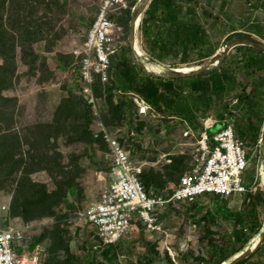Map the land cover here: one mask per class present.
<instances>
[{"label":"rangeland","instance_id":"374dc122","mask_svg":"<svg viewBox=\"0 0 264 264\" xmlns=\"http://www.w3.org/2000/svg\"><path fill=\"white\" fill-rule=\"evenodd\" d=\"M141 1L130 5L128 22L123 14L113 15L123 29V44L111 59L109 86L119 84L122 75L115 69L129 61L128 54L132 55L130 23ZM99 3L100 0H0V228H19L29 246H44L46 264H213L225 248L224 238L235 230L236 224L222 215L226 210L244 214L254 205L256 221H264L262 137L247 129L248 121L264 126V104L263 112L253 122V111L241 108V114H237L233 112L238 111L235 105H227L226 109L220 106L207 112L195 109L193 118L184 123L168 116L170 109L165 104L163 109L149 107L141 115L131 99L130 110L121 116L106 106L102 88L98 93L101 97L95 94L94 110L80 95L71 50L83 39ZM196 13L215 53L189 64L172 60L152 63L169 69L211 66L231 43L254 41L264 46V38L252 32L257 27L264 30V0H198ZM140 41L142 44L141 38ZM233 50L231 47L228 54ZM146 56L151 62L149 54ZM236 57L229 65L238 58H252ZM215 65L212 71L221 66ZM202 79L187 78L183 83L187 87ZM117 91L115 88L116 95ZM84 102L89 106L87 111ZM218 112H225L224 119H233L238 136L248 143L249 165L243 173L248 191L230 198L203 196L171 203L160 213L163 231L139 226L128 231L119 243L102 246L92 236L83 212L99 198L107 180L109 159L103 132L118 136L130 155L145 164L143 168L155 169L168 156H183L186 172L197 141L194 135L203 131L201 123ZM240 124L245 126V134L239 132ZM183 142L186 144H180ZM167 172H163L165 178H169ZM171 172L174 175L169 182H177L180 174ZM250 192L260 195L261 200L256 195L247 207L245 200ZM208 210L212 214L204 220ZM253 220L247 214L249 226H241H245V237H250L247 242L231 239L228 253L232 255L242 244L250 243ZM259 246L246 264H264V241Z\"/></svg>","mask_w":264,"mask_h":264},{"label":"built area","instance_id":"2783aa9c","mask_svg":"<svg viewBox=\"0 0 264 264\" xmlns=\"http://www.w3.org/2000/svg\"><path fill=\"white\" fill-rule=\"evenodd\" d=\"M128 4V0H100L83 39L71 50L80 95L94 110L97 99L93 86L96 81L109 82L111 59L123 44V29L115 23L113 15L128 9ZM132 99L139 114L144 115L149 106L137 96ZM231 122L225 119L223 128L213 134L199 133L190 168L177 183H169L160 192L145 188L140 178L145 164L130 155L118 136L104 131L109 159L107 180L99 198L91 201L83 212L92 236L97 235L102 246L114 245L139 226L163 231L160 213L171 203L246 193L243 173L249 165L248 143L238 136ZM46 255L40 243L29 246L19 228H0V264H46Z\"/></svg>","mask_w":264,"mask_h":264},{"label":"trees","instance_id":"16d2710c","mask_svg":"<svg viewBox=\"0 0 264 264\" xmlns=\"http://www.w3.org/2000/svg\"><path fill=\"white\" fill-rule=\"evenodd\" d=\"M135 0H133L132 3L128 4V9L118 12V14H123L126 17L127 22L129 19H131V6H133ZM129 3V2H128ZM131 5V6H130ZM198 6V0H151V2L148 5L147 10L145 11V15L141 21L140 26V34L142 39V45L144 50L147 54H149V58L151 61H167L172 60L177 63L181 64H189L193 63L199 60H204L210 57L215 53V47L212 45V43L209 41L208 36L205 33V30L203 29V25L198 22L197 20V13H196V7ZM127 28V27H126ZM264 30H260L259 27H257L254 32L258 36L264 38V33L260 32ZM242 49L244 47H238L235 49L237 51L238 49ZM245 53L241 56H248L253 57L257 61L255 64L258 66V68H264V54L258 51L255 48L245 47ZM239 51V50H238ZM237 51V53H238ZM237 53H230L232 54L231 57L225 59V62L215 71H212L211 73H208L206 75H195L192 77H184V78H172L169 80H162L159 77L154 76H148L145 75L143 72V69L135 64L133 59L131 58L129 61L139 70L141 71L145 76L150 77L152 79H155L154 81L149 82L145 86L142 85L138 89H135V94L139 96L140 99H142L149 107H153L155 109H160L161 103L167 104V103H173L175 101V93L172 90V87L174 85V81H179L187 78H201V77H207L210 76L211 80L213 75H216L217 72L224 71L225 68H227V65L231 61L234 60V58H237ZM231 65V64H230ZM260 66V67H259ZM122 66L116 67L115 70H117L118 74H124L121 71ZM231 67V66H230ZM113 74L112 68H111V74ZM226 75V71L224 72ZM227 78V77H225ZM155 81H160L165 83H155ZM108 83L102 84L99 81H96L93 89L94 93L98 95L100 93V90L102 88L105 89V103L106 106L110 108V110H113V112H118L121 116L130 110L131 101L128 99L133 100V95H127V91L124 86H120V84L115 85V87L109 86ZM131 86L133 84L129 83ZM195 84V82L192 83V85ZM161 89L165 91H160ZM115 88L118 90V95H116ZM224 86H222L219 90H222ZM216 89V88H215ZM214 89V91H215ZM224 90V89H223ZM212 92V95L217 94L215 92ZM165 92L171 93V95H174V99L170 98V95H166ZM104 94V93H103ZM248 97V96H247ZM117 98V100H116ZM134 102V101H132ZM85 103V102H84ZM133 104V103H132ZM210 102L207 103V106L209 108ZM88 107L85 103V111L88 110ZM103 137V136H102ZM103 143L106 146L105 141ZM108 151V149H107ZM171 161L169 163H166L164 165V171L168 170V176L170 178L172 174L171 171H175L179 173V178L177 182L179 181L180 177L185 173L186 166L183 165V159L185 157L180 156H169ZM160 170H156L154 168H143L142 172L140 173V178L145 186V188L149 191L150 187L157 186L159 187L156 189L157 192H160L161 190H164L169 185V178H165L164 173ZM172 179V178H171ZM175 182V183H177ZM253 192H250L245 200V206L248 207V205L253 204V199L256 198L261 200V196L258 194H251ZM219 198V197H217ZM195 207V205H193ZM251 210L248 212L241 214V212H231V210H226L225 208H222V211L226 210L222 215L225 216L226 220L233 221L236 225H233L235 227V230H232L228 236H226L225 239V248L222 247V252L220 250L218 256L213 260V264H222L224 262H227L231 260L234 256H236L239 253V249H242L244 246L243 244L237 249L235 252L228 253L231 251H228V247L231 243V239L235 240V242H247V239L250 237H245L246 234L244 233L245 226L241 228L242 225L248 223L249 221H246L247 214L251 215L254 218V223L252 226L253 229V235L250 239V243L253 241V239L261 232L262 230V224L257 222L255 219V209L254 205H251ZM212 212L210 210L207 211V215H205L203 218L204 220H207L209 216H211ZM216 217V214H215ZM235 218V219H234ZM240 222L238 225L237 223ZM249 226V223H248ZM93 234V232H92ZM95 238L98 239L97 235ZM99 240V239H98ZM249 243V244H250ZM249 244L243 248H247ZM112 245L106 246L110 247ZM260 247V246H259ZM221 249V246L218 247ZM234 251V250H233ZM224 252V253H223ZM228 253V255H226ZM230 254V255H229ZM246 259H242L241 261L236 262L235 264H242L245 262Z\"/></svg>","mask_w":264,"mask_h":264},{"label":"crops","instance_id":"0c3cea01","mask_svg":"<svg viewBox=\"0 0 264 264\" xmlns=\"http://www.w3.org/2000/svg\"><path fill=\"white\" fill-rule=\"evenodd\" d=\"M238 47L245 48V47H250V46L239 45L234 48L232 53H235L236 52L235 49ZM244 48L242 49L239 48L238 49L239 51L237 50L238 51L237 54L238 55L244 54L245 53ZM229 55L230 53L228 54V56ZM252 58L245 59V60H241L238 58L237 61H234L231 65L225 68L224 71L217 72L216 75H213L214 77H212V80L210 79L211 75L207 77H201L203 78L202 80H200L199 82L193 85H187V87H185V84L183 83L184 79L179 80V81H174L172 90L174 91L175 96L171 95V93L169 94V92H165L166 95H170L169 96L170 98L174 99V97H176L174 104L171 103V101L170 103H167V104L165 103L167 108L170 109L169 114L171 115H168V116H170L171 118L178 117L180 121L185 123L186 121H188L189 118H193L196 110L207 112L208 110L212 108L218 109L220 106H223L224 109H226L227 105L228 106L235 105L238 111L236 112L233 111L234 113L241 114V112H239L241 111L240 110L241 108L245 109L247 112L253 111L254 113L251 112L252 115L250 119L251 122H253V119H255L258 115H261V113L263 112L262 107L264 104V68L262 69L258 68V66L255 64ZM122 65L123 66L121 67V71L123 73L125 72V75L122 74V79L119 81V84L121 87L122 86L125 87L127 91V95H133V96L139 97L137 94L134 93L135 89L136 88L138 89L142 85L145 86L149 82L155 80V79L145 76V75L149 76V74L143 69V72L145 73L144 75L128 60H126V62H122ZM225 71H226V75L224 74ZM160 79L169 80L172 78H169V79L160 78ZM129 83L133 85L131 86ZM155 83L159 84L160 81H155ZM161 83H165V81ZM222 86H224L223 88L224 90L222 89L218 91V89H220ZM161 90L165 91L161 89L160 87V91ZM213 91L217 94L212 95ZM241 94H246L245 98L242 97ZM208 102H210L209 108L207 106ZM163 107H164V104L161 103L160 109L161 108L163 109ZM224 113L218 112L217 116H215L214 118L210 117L207 120H205L203 123H201L202 129H203L202 132L206 131V133L210 135L211 133L210 131L214 130L216 132L220 130L221 128H223L224 126L223 122L225 120L223 118ZM229 114H233V113L230 111ZM232 122H233V119H232ZM248 124L250 125L247 128L248 131L255 130L257 131V133H260V136L262 137V130L264 129L263 128L264 126H262L261 128L260 126H255L254 123H252L251 125L250 121H248ZM238 126L242 128L239 132H243L245 134L246 132L243 131V130H246L244 128L245 126H242L241 124ZM174 128L176 129V127ZM199 133H197V135H194L196 139H198ZM180 144L183 145L186 143L183 142ZM191 160H192V157H191ZM170 161L171 159L168 156L167 158H165L163 163L156 165L155 169L163 172L164 165L166 163H169ZM158 188L159 187L152 185L149 191H156V189ZM251 190H254V188H251ZM243 247L242 249H239V252H241L244 249ZM258 249H259V246L251 253L254 254ZM251 253L246 257L247 259H249L248 257L252 255ZM242 264H246V261L243 262Z\"/></svg>","mask_w":264,"mask_h":264},{"label":"bare ground","instance_id":"6f19581e","mask_svg":"<svg viewBox=\"0 0 264 264\" xmlns=\"http://www.w3.org/2000/svg\"><path fill=\"white\" fill-rule=\"evenodd\" d=\"M150 0H142L140 4H138V7L135 8L134 14H133V20L132 23H130V48L132 51V59L135 62L136 65H139L142 69H144L149 76L151 74L159 75L161 76L166 75L165 79L169 78H184V77H191L195 75H201L207 72L212 71L211 66L215 65L217 63L218 67L221 65V63L225 60V58L228 56V50L232 47L235 48L239 45H247L252 48L257 49L258 51L264 53V46H260L258 44H255L253 41H237L236 43H231L229 46H227L228 50L224 51V53L221 55L220 58L216 62H213L211 66L203 65V66H191V67H180V68H165L159 64H154L150 62L147 59L146 52L144 51L140 38H139V26L140 22L142 21V15L146 7L148 6ZM158 78V77H157ZM162 78V77H159ZM264 142V139H263ZM262 156L264 157V145H263V151ZM262 175L264 176V161L262 166ZM264 184V183H263ZM264 237V221L262 223V230L261 232L253 239V241L249 244L247 248H244L241 252H239L236 256H234L231 260L222 263V264H228L233 259L238 258L242 256L243 254L247 253L250 249L255 248L263 239Z\"/></svg>","mask_w":264,"mask_h":264},{"label":"water","instance_id":"95a60500","mask_svg":"<svg viewBox=\"0 0 264 264\" xmlns=\"http://www.w3.org/2000/svg\"><path fill=\"white\" fill-rule=\"evenodd\" d=\"M151 2V0H150ZM149 2V3H150ZM254 42V41H253ZM263 135H264V129L262 130V148H263V145H264V142H263ZM264 241V237L262 239V241L255 247V248H252L250 249L247 253L243 254L242 256L238 257V258H235L233 259L231 262H229L228 264H235L236 262L238 261H241L242 259L246 258L251 252H253L262 242Z\"/></svg>","mask_w":264,"mask_h":264},{"label":"clouds","instance_id":"9594fccd","mask_svg":"<svg viewBox=\"0 0 264 264\" xmlns=\"http://www.w3.org/2000/svg\"><path fill=\"white\" fill-rule=\"evenodd\" d=\"M97 12V11H96ZM151 62H153V61H151Z\"/></svg>","mask_w":264,"mask_h":264}]
</instances>
